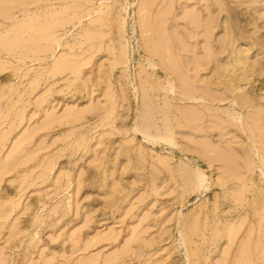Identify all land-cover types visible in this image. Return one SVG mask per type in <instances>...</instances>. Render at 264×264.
Masks as SVG:
<instances>
[{"label":"rangeland","instance_id":"1","mask_svg":"<svg viewBox=\"0 0 264 264\" xmlns=\"http://www.w3.org/2000/svg\"><path fill=\"white\" fill-rule=\"evenodd\" d=\"M241 51L264 63V0H0V264H253L264 148L182 98Z\"/></svg>","mask_w":264,"mask_h":264},{"label":"bare ground","instance_id":"2","mask_svg":"<svg viewBox=\"0 0 264 264\" xmlns=\"http://www.w3.org/2000/svg\"><path fill=\"white\" fill-rule=\"evenodd\" d=\"M253 1V0H251ZM220 17V16H219ZM198 24H203V19H198ZM220 26V24H217L216 21L212 22V26L206 29L207 32V40L210 42V39L212 40L210 34L208 33L209 30L213 29V26ZM262 36L256 35L253 38V42L257 45H260L262 43ZM219 44L221 45V52L225 53L227 49L225 50V43L224 40L219 41ZM227 46V43H226ZM248 51H241L239 56L237 57L238 61L237 63L241 66L242 73L235 79L230 80V84H226L225 88L223 89V95L222 97H213V98H207L206 96H196L194 97L193 94H183V100L186 101H195L199 102L202 107L205 109V107H208L211 109L210 105L207 104L208 101H217V103H224L226 102L225 109L223 110L224 115L229 119L228 125L232 126H238L240 122L243 123L242 118H239L240 115H243L245 112H247L246 118H245V125H248V132L250 134L251 138H256V141H259L262 144V147L264 148V97H259L258 94L252 92V91H243L240 88V82L245 80L249 76H253L254 74H257L258 72L261 73L264 71V63L262 60L257 58L255 61H252L251 58L247 54ZM219 54V55H220ZM67 66H64V64H57L56 72L62 71V69L66 68ZM153 68H156V65H153ZM166 70V69H164ZM197 73L200 72V70L196 71ZM217 77H225V73L223 72L222 75H219V72L216 73ZM169 86L171 89H173V83L170 80ZM209 83H207L208 85ZM209 86V85H208ZM242 90V91H239ZM207 105V106H206ZM217 110H220L222 108L215 107ZM197 117H200L199 115ZM185 121L186 122H192L196 120H200V118H195L192 112H188V114L185 115ZM195 118V119H194ZM159 139L166 141L167 143L174 144L175 139L173 136V133L171 131L168 132L165 136H160ZM246 169L248 172L252 171L250 167V163L247 164ZM206 176L204 173L200 170H197L194 175L190 179V184L192 187H203L204 183L206 182ZM261 222V221H260ZM254 231V228L252 229ZM250 233V236L254 233ZM257 234V231L255 232V235ZM257 242L259 245H262L263 247L260 249L255 250L253 248L249 249L251 250V260L253 261V264L256 261L258 254H264V226L260 227L259 234L256 236ZM232 238V237H231ZM234 239V237H233ZM255 239V237H254ZM253 241V240H252ZM251 241V242H252ZM250 242V243H251ZM249 250L243 252L244 254H247Z\"/></svg>","mask_w":264,"mask_h":264}]
</instances>
